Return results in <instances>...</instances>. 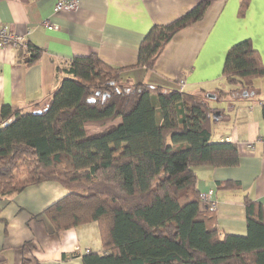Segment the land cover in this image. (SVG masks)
Masks as SVG:
<instances>
[{
  "label": "trees",
  "instance_id": "obj_1",
  "mask_svg": "<svg viewBox=\"0 0 264 264\" xmlns=\"http://www.w3.org/2000/svg\"><path fill=\"white\" fill-rule=\"evenodd\" d=\"M249 3L242 0L241 15ZM207 6L154 25L141 42L138 66L153 68L176 32L202 19ZM27 52V63L43 53L29 44ZM60 72L42 100L1 111L0 197L44 181L66 188L45 215L58 232L99 223L103 251L87 253L83 264H264L261 204L246 200L245 235H223L215 210L200 199L197 168L239 163L235 143L213 139L207 94L123 81L122 69L96 54L75 56ZM222 75L233 88L216 100L264 77L250 39L228 50ZM90 124L106 128L88 134Z\"/></svg>",
  "mask_w": 264,
  "mask_h": 264
},
{
  "label": "crops",
  "instance_id": "obj_2",
  "mask_svg": "<svg viewBox=\"0 0 264 264\" xmlns=\"http://www.w3.org/2000/svg\"><path fill=\"white\" fill-rule=\"evenodd\" d=\"M57 1L0 0V29L25 36L43 51L37 62L27 63V49L4 45L0 38V114L5 105L15 110L42 100L65 75L60 71L66 64L91 54L122 69L123 81L207 94L213 139L235 143L239 163L197 168L198 190L214 191L223 235L247 233L246 200L261 204L264 219V77L249 90L215 98L233 88L222 75L233 45L250 39L264 61V0H250L244 15L242 0H78L76 9L56 12ZM201 2L208 4L203 18L176 32L153 68L138 66L141 42L152 27ZM105 128L86 125L88 134ZM228 182L232 185L224 187ZM67 193L58 182L44 181L0 197V264H83L87 249L103 251L98 222L54 230L45 210Z\"/></svg>",
  "mask_w": 264,
  "mask_h": 264
},
{
  "label": "built area",
  "instance_id": "obj_3",
  "mask_svg": "<svg viewBox=\"0 0 264 264\" xmlns=\"http://www.w3.org/2000/svg\"><path fill=\"white\" fill-rule=\"evenodd\" d=\"M78 6V0H58L55 5V11L59 12L61 10H74ZM48 27H53L49 22H46ZM0 38L2 44L10 45L14 47L23 46L25 49H28V42L25 36L14 35L10 33L7 29H0ZM183 87V86H182ZM200 199L204 205L211 211L216 210L218 206V201L216 199L215 193L213 190L200 192ZM87 253L89 250L87 249Z\"/></svg>",
  "mask_w": 264,
  "mask_h": 264
},
{
  "label": "water",
  "instance_id": "obj_4",
  "mask_svg": "<svg viewBox=\"0 0 264 264\" xmlns=\"http://www.w3.org/2000/svg\"><path fill=\"white\" fill-rule=\"evenodd\" d=\"M244 94L246 95V94H248V93L245 92ZM209 96H210V95H209ZM212 96H214V95H212Z\"/></svg>",
  "mask_w": 264,
  "mask_h": 264
},
{
  "label": "rangeland",
  "instance_id": "obj_5",
  "mask_svg": "<svg viewBox=\"0 0 264 264\" xmlns=\"http://www.w3.org/2000/svg\"><path fill=\"white\" fill-rule=\"evenodd\" d=\"M260 78H262V77H260Z\"/></svg>",
  "mask_w": 264,
  "mask_h": 264
}]
</instances>
